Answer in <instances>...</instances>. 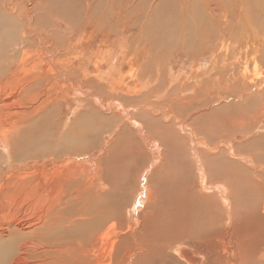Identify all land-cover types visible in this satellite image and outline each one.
<instances>
[{"label":"rangeland","instance_id":"rangeland-1","mask_svg":"<svg viewBox=\"0 0 264 264\" xmlns=\"http://www.w3.org/2000/svg\"><path fill=\"white\" fill-rule=\"evenodd\" d=\"M112 1H116L115 4L119 2L0 0V13L7 15L3 23L13 21L8 29L13 31V35L9 38L5 35L6 28L0 26V59L14 52L16 59H19L21 55L18 52L26 50L28 58L29 55L37 59L40 57L35 64L52 67L47 82L38 87L40 96L36 95V98L43 100L47 97L46 106L38 113L37 121L31 127V130L34 129L30 130L32 136L28 133L29 141L35 143L34 147L38 145L40 148L41 143L51 145L43 151L38 149L33 152L25 140L19 142L15 151L25 147L29 150L25 158L33 156L39 161L35 166L29 163L30 167H22L17 162L16 166L11 167L6 159L0 160V183L8 178L7 175H16L19 171L46 168L49 173L53 167L66 168L67 163L69 168H79L77 177L81 180L95 184L100 179L106 181L107 217L108 214L119 216L118 220H113L117 222L116 226L104 241L105 250L98 251L99 257H104L107 263V248L113 240L112 235L115 234L114 240L123 236L117 232H126L124 249L130 246L137 248L138 245L132 240L141 225L138 227L139 219L135 215H139L145 204L138 200L143 195L145 197V188L152 186L155 190L159 184L167 194L171 187L169 180L175 176L177 181L174 186H185V191L180 190L185 193H175L173 198L183 202L191 190L200 187L195 178V168L202 155L207 162L216 163L219 172L221 169V174L212 176L213 181L223 182V177L239 172L238 179L245 190L243 196L233 202L235 214L231 228L227 219H222L224 214L226 217L229 215L220 201L219 206L215 205L214 219L210 223L207 221L209 217L201 221L203 224L199 229L196 219L201 214L198 211L201 206L192 199L190 210L197 216L192 223L198 233H203L200 239L205 241L206 238H218V234L219 237L224 234L229 253L233 245L226 238L234 237L244 249L252 246L254 254L259 253L264 244L260 230L263 222L255 214L262 211L264 195V18L256 11L264 6V0H131L127 3H130L128 9H120L118 13L112 11ZM89 5L90 8H86ZM86 14L92 17L91 22L86 20ZM243 16H248L252 29L244 25ZM159 21L168 26L175 25L170 36H161ZM23 38L31 39V42L23 43ZM184 38L185 46L188 44L186 48L180 46ZM12 40L18 45L12 46ZM144 44L147 46L142 49ZM35 52L37 56L32 55ZM26 61L24 67L29 72L42 70L41 67L31 69V61ZM111 62L112 70L109 69ZM1 67L5 68L6 64ZM13 72L18 74V69L14 67ZM31 74H27L28 78ZM114 79H118V95L109 93V83ZM135 87L137 93H134ZM112 97L122 101L126 109L114 107ZM108 103L111 108L107 106ZM131 120L143 123L141 131L129 124ZM144 121L149 123L150 133ZM184 127L187 129L182 130ZM166 128L172 130L173 134H182L178 135L182 137L181 153H192L194 150L199 157L190 155L186 159L185 153L184 158L177 161L176 154H172L174 148L160 140V136H163L161 131ZM68 130H73L72 133L76 135L75 146L66 142L63 148L55 146ZM142 131H145L144 134ZM152 135L162 142V149ZM155 147H160V152L163 150L160 158ZM13 155L15 160H19L16 153ZM45 156L47 161L43 158ZM43 160L46 162L43 163ZM185 165L189 167L185 168ZM146 181H149L148 184ZM79 182L76 187H81L82 183ZM95 189L93 186L92 190ZM210 196L206 199L209 202L212 200ZM159 198L169 204L166 196ZM158 199L149 203V207L145 205L148 215L153 212ZM129 203L134 204L127 209L130 213L126 214L123 207ZM251 207L255 212L251 213ZM242 208L245 212L241 211ZM165 214V217L169 215ZM140 216L142 224L143 211ZM113 221L109 219L105 222L106 229ZM121 227L124 229L119 231ZM192 235L185 232L179 238L173 239L169 235L158 239L153 237L152 241L160 251L176 241L188 237L195 239ZM242 247L241 264H264L260 259L259 262L249 258L244 260ZM159 253L156 264H174L178 260L176 255H171L176 260L168 256L162 259ZM179 263L183 264L182 261ZM237 263L240 264L239 258L234 264Z\"/></svg>","mask_w":264,"mask_h":264},{"label":"bare ground","instance_id":"bare-ground-1","mask_svg":"<svg viewBox=\"0 0 264 264\" xmlns=\"http://www.w3.org/2000/svg\"><path fill=\"white\" fill-rule=\"evenodd\" d=\"M128 1L130 2L131 0H126V1L119 0L117 4H115L116 1H112L113 2L112 11L117 12L120 11V9L122 10L128 9V7L130 6V3L127 4ZM137 4L139 5V3ZM141 4L140 6L142 7ZM86 8H90V5ZM256 12L259 15L263 16L261 18H264V6L261 9L257 10ZM5 15L6 14L3 15L2 13H0V21H1L0 26L6 28V30L4 29L6 31L5 35L7 34V37L9 38L10 36L13 35V31L8 30L10 28V25H13L12 23L13 21H8L6 23H3L4 20H6ZM86 16H87L86 17L87 21L92 20V17H90L89 14H86ZM243 17L242 18L244 25L251 28L252 24L250 23L248 16H243ZM97 18L101 19V17L98 16ZM181 22H185V21L181 20ZM157 23H160V21ZM174 26L175 25L168 26L167 23H160L159 28L162 31L161 36L162 35L170 36V34H172L171 30L174 28ZM181 27L187 28L186 25H182ZM172 36L173 35H171V37ZM166 38L167 37H165V39ZM185 38L182 40V42H180L181 43L180 46L182 48L183 47L186 48L188 46V44L185 46L186 44ZM27 39L28 38H23L22 42L23 43L31 42V39L30 40L28 39V41ZM13 45H18V44L13 43L12 40V46ZM146 46L147 45L144 44L142 49L146 48ZM18 53H20L21 55L19 59L17 58L18 60L16 59L17 54L15 52L12 55L7 56L6 58L4 57L0 59L2 60L0 61L1 65L6 64L5 68H2L0 65V160L6 159L11 167L16 166L17 162H19L22 167L23 166L28 167L29 163L34 164L35 166V163L39 161L37 157L32 156V158L31 157L25 158V155L29 154V150H27L25 147H19L15 151L14 148L17 147L19 142H22L24 140L26 141V143L31 145L33 152H36L38 149L43 151L48 145H51V143H49V144H45L44 146L42 145L43 143L40 142L41 144L39 145L41 147L39 148V146L36 145L37 146V147L35 146L37 148L36 149L33 145L35 143L32 144L29 141V139L31 138H28V133L30 136H32L31 131L34 129L31 130V127L33 126L34 123H36L34 121H37L38 113L44 110L46 106L45 103L47 101V97L46 99L44 98L45 100H43L36 98V95L38 94L40 96V94L37 92L39 91L38 87L41 83L47 82L48 80L47 75L51 74V72L49 71L52 70V67L48 66V68H45V67H41L40 64H35L37 63V60L40 57L38 56L37 59V58H32L30 57L31 55H29L28 58L27 57L28 55L26 56V50L20 51ZM28 53L30 54L29 51ZM32 55L37 56V53L35 52V54ZM27 59H29V61H31L30 63H32V67H30L31 69L33 67L36 68L41 67L42 70L40 71L38 70V72H34V73L33 71L29 72V70L25 69L24 67L27 64L26 63ZM112 62L109 66V69L111 70L113 67ZM14 67L18 69V74H15L13 72ZM108 73L110 74L109 71ZM27 74H31L30 78H28ZM20 76L23 79L22 81ZM108 77L109 75H107V78ZM109 84H110V86L108 87V89L110 88L109 89L110 91L108 90L109 93L118 95L117 94L118 90H120L118 89V79H116L115 81ZM115 87H117V89H115ZM140 87L139 90L141 89ZM134 89H135L134 93H137L138 92L137 87H135ZM39 92H41V90ZM111 101L114 103L115 105L114 107L119 109L120 108L126 109V106H124L122 101L113 97ZM109 103H111L110 100ZM109 103L107 104V106L111 108L109 106ZM114 110L116 111V109ZM129 122L130 125L135 126L137 129L141 131L140 126L141 125L143 126L142 122L138 123L135 120H131ZM154 125L155 124H153V126ZM113 126L115 127V125ZM144 126L146 127L147 132L150 133V130L148 129L149 123L145 122ZM184 129L187 128L185 127L182 128V130ZM72 131L73 130L69 132L68 130V132H66L67 134H64L62 136L63 137L62 139L60 138V143L56 144L55 146L58 147L60 145V148H63L65 142L67 144L71 143V146H75L73 142L77 140H76V135L73 134ZM144 132L145 131H142L143 134ZM161 134L163 136H160V140L165 145L168 144L170 145V147L174 148L172 154H176L175 156H177L176 159L177 161L183 159L185 153H186V159L190 157V155L197 158L199 157L196 154L197 152L194 150L192 151V153H188L190 151L188 152L185 151L181 153L182 147H181L180 138L182 137L179 138L178 136L179 134L182 135L181 133L176 135L173 134L172 130L166 128L163 131H161ZM151 137L154 138V140L159 143V146H161L162 149L163 147L162 142L153 135ZM45 139H47V137ZM191 144L194 145V141H192ZM155 149H157V151L155 152L158 154L157 156H159L160 158L161 152H163V150L160 152V147H155ZM14 153L17 154L19 160H15L13 158ZM200 157H201L199 158L200 160H197V166L195 168L196 171L195 178L198 179L200 187H198V189L195 188L193 191L191 190V192L187 194L186 200H184L183 202H177L173 198L175 193L176 195H182L185 193L183 191H180L181 189L184 190L185 186L182 187L174 186L175 182L177 181V179H174L175 176L171 178V180H169L171 187H169L170 189L168 190L167 194L162 191L161 189L162 187H159V184L156 185L155 190L152 188V186L151 187L148 186V188H145L146 191L145 197L143 195L141 196L140 199H138L141 201V203L142 202L145 203L144 206L146 204L148 206L149 203L153 202L154 200H157L159 197L164 198V196H166L169 204L167 205L166 203H164L162 199L159 198L155 204L156 207H154L153 212L149 213V215L147 210H145L147 206L145 207L143 206L142 210L140 211V212L143 211V214L145 215L142 216V218L144 217L143 218L144 221L142 222V224L140 221L141 218L140 212L139 215H135L139 219L138 227L141 225L139 230L137 229L136 232L137 234L133 235V240H132L138 245L137 248L133 246H130L129 248H125V249L123 248V246H126L125 231H124L125 233L123 232L122 234L120 232H117L120 235H123L120 236L119 240L116 239L114 240L113 236L115 234L112 235L113 240L112 242H110V245L107 248V255H106L107 263L104 257L102 259L99 257L98 251L105 250L104 241H107L108 238L107 235L110 232H112L113 228H115L116 226L117 222L113 220L114 219L118 220L119 216L116 215L115 217H113V216H109L108 214L107 217V208L109 206H107V202L105 203V199L108 194L106 181L104 182L102 181V179H100L97 182V184H95L94 182L91 183L84 181L85 179L81 180L79 179V177H77V173L80 172L79 168L77 166L69 168L67 165L68 163L66 164V168L64 166L63 167L61 166V168L53 167L52 169H50L53 171L50 172L49 170V173L48 170H46V168L38 169V170L36 168L30 172L26 171L27 170L26 169L25 171H21V172L19 171V173H17L16 175H14L13 173L14 176L7 175L8 178L5 179L4 181L1 180L0 183V264H128V263L156 264L157 262L156 255L158 254V252H160L159 254L161 255V258L163 257L162 259H167L168 256L176 260L175 257L171 256V255H176L178 258L177 260L178 262L175 261L174 264H181L179 263L180 261H182L183 264H234L235 262L238 261V258L240 263L241 262L240 254L242 251V250L240 251V248L242 246L239 244L238 239L236 237H234L233 239L226 238V240H228V242H230L233 245V250L230 253L228 252L229 247H226L223 238L224 234H222L221 237H219L220 235L218 234L216 236L218 238H210V239L206 238L205 241L201 240L200 238L202 232L198 233V231H196L195 229L194 222L192 223V221L195 220L197 216L193 214V211L191 213L190 210V207H192V205L190 206V203H192V199L196 202L197 205L201 206L198 209V211L201 214L196 219L197 222H199V229H201V223H202L201 221L206 220V218L208 219V217H209V219L207 220L208 222L211 221L212 218L214 219V216H216V212H214L216 209L215 205L218 204L219 206L221 201L224 211H226L227 214L229 215L228 217H226V215L224 214V217L222 219L225 220L227 219L228 221L227 224L231 228L230 224L232 222L233 214H235L233 202L236 199H240L243 196V191L245 190V187L242 184L241 180L238 179V175H240V173L239 172L232 173L230 177L221 176V178L223 177V182L213 181L212 176L216 174H221V169L219 172L218 170L219 167L216 165V163L212 164V162H207L205 158L204 159L202 158V155ZM43 158L44 160L47 161L46 156ZM44 160L43 163L46 162ZM190 160H192V158ZM212 160L215 159L213 158ZM187 165H189V161ZM186 167L188 168L189 166L185 165V168ZM151 171H153V169ZM78 182L79 184L82 183L81 187L80 185L76 187ZM250 183L254 185L253 181H250ZM93 186L96 187L95 190H92ZM166 187H168V183ZM171 193L173 194L168 195ZM210 194L213 195L210 196ZM208 195L212 197V200H210L211 202L206 200L208 198ZM88 196L90 197L89 199ZM198 196L201 199L204 198V200H201ZM262 199H263L262 211L257 212L255 215L256 218H258L259 220H261V222H263L262 228L260 230H261V234L264 237V195ZM133 204L134 203L132 204L129 203L127 204V206L125 205L126 207L125 206L123 207L124 213L125 212L126 214L130 213L129 210L127 209ZM103 206H105L104 209ZM186 206H188L189 208L186 209ZM96 207L98 209H96ZM134 207L136 210L137 207L136 206ZM258 209L259 207H257V210ZM241 211L245 212L244 208H242ZM250 211L251 213L255 212V210L252 207L250 208ZM165 213L169 215L165 217L166 215ZM191 217L193 219H191ZM109 219L113 221V223H111L109 225V228L106 229L105 222L108 221ZM123 229L124 228L121 227L119 228V231ZM185 232L187 234L188 233L194 234L192 236H195V239L188 237V239H184V240L182 239L180 241H176L175 243H172L170 245L167 246L165 245L166 247L161 249L160 251L159 250L157 251V247H155V243H154L155 241H152L153 237L155 238L169 237V235L171 236V238L173 237L179 238L182 235H184ZM203 237L204 236H202V238ZM211 237H213V235ZM129 241L131 240H128V242ZM100 243L102 245V246L100 245L101 247H99ZM252 248H253L252 246L246 249L243 248L244 249V253L242 255L244 256L243 259L245 260L249 258L250 260L256 259L257 261L260 259L264 261V244L260 247L259 253L254 254L255 252L253 251Z\"/></svg>","mask_w":264,"mask_h":264}]
</instances>
